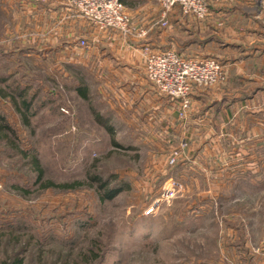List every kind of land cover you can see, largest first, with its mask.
<instances>
[{
	"label": "rangeland",
	"instance_id": "374dc122",
	"mask_svg": "<svg viewBox=\"0 0 264 264\" xmlns=\"http://www.w3.org/2000/svg\"><path fill=\"white\" fill-rule=\"evenodd\" d=\"M125 1L152 28L116 35L143 68L145 48L171 49L216 58L218 80L184 112L155 90L154 105L108 70L103 58L129 54L69 0H0V114L16 131L0 132V264H264V2L159 27L157 0Z\"/></svg>",
	"mask_w": 264,
	"mask_h": 264
},
{
	"label": "built area",
	"instance_id": "2783aa9c",
	"mask_svg": "<svg viewBox=\"0 0 264 264\" xmlns=\"http://www.w3.org/2000/svg\"><path fill=\"white\" fill-rule=\"evenodd\" d=\"M224 1L247 3L252 0H157L160 14L157 25L165 26L175 8L182 16L202 20L209 14L212 5ZM255 2L259 4V0ZM69 3L81 19L123 38L131 35L144 38L149 32L150 28L136 25L122 0H69ZM80 43L84 45L85 41L81 40ZM143 56L146 79L158 93L179 99L181 112L189 106L191 90L214 83L221 70L216 58H184L171 49L145 48Z\"/></svg>",
	"mask_w": 264,
	"mask_h": 264
},
{
	"label": "crops",
	"instance_id": "0c3cea01",
	"mask_svg": "<svg viewBox=\"0 0 264 264\" xmlns=\"http://www.w3.org/2000/svg\"><path fill=\"white\" fill-rule=\"evenodd\" d=\"M177 12H178L179 17L182 16L179 12V9H177V8H175V10H172V12L170 13L169 16H171L172 14L177 13ZM150 30H152V28ZM116 35L117 34H115L113 32L98 34V36H100V38H102L105 41H107L109 39L106 43H108L109 45H111L114 48L118 47V48H121L123 50H126L127 54H129V55L124 56V57L114 56L111 58H103L102 61L104 62V64L106 66H108V70L111 72H114V73L118 72V71H116L117 68H114V67L119 66V68H122V70L124 71L123 73L128 75L131 82L134 83L133 84L134 88H132V90H135V92L137 94L138 93L141 95L147 94L148 97H152V100H153L154 105H155L156 104L155 101L159 100L160 97H158L156 94H154L155 89L153 87H151L152 85L150 86L146 80L145 72H144V68H143V59L141 56H139L140 55V50L138 49L139 47L133 46V43L131 41H127L126 39H123L122 41H117L119 38ZM111 37H112V39H114V41L111 40ZM136 47H138V48L135 49ZM96 59L99 60L100 58H96ZM152 93H153V95H150ZM156 98H159V99H156ZM254 142H256V141H254ZM257 240H264V235H262L261 238H257Z\"/></svg>",
	"mask_w": 264,
	"mask_h": 264
},
{
	"label": "trees",
	"instance_id": "16d2710c",
	"mask_svg": "<svg viewBox=\"0 0 264 264\" xmlns=\"http://www.w3.org/2000/svg\"><path fill=\"white\" fill-rule=\"evenodd\" d=\"M123 3H127L125 0H122ZM126 5V4H125ZM86 89L85 88H81L78 87V91L79 93L83 96L85 95V91ZM0 95H3L5 96V94L0 90ZM11 99H12V105L13 107L15 108V110L19 113L20 115V120L26 124V123H29V120H28V114H27V110L29 109V106H28V102L26 101V99H23L21 100V103H22V107L19 106L17 104V102L15 101L14 97L11 96ZM1 131H8L9 133H11L13 136L15 135V132L14 129L8 124V122L6 121L5 117L3 114H0V132ZM27 153H25L26 155ZM31 159H32V163L34 164L35 166V169H36V172L38 174V178L41 177L42 175V170H41V167L38 163V159L37 157L33 154L31 156ZM92 179H94L96 182H99L100 183V186L102 188H104V196L102 197H105V198H110V197H113L114 195H116V193L118 192V188L116 186H108V183L109 181L108 180H104L102 178H99V176H94ZM48 185V186H47ZM49 185H52L51 182H47L46 184H43V187H49ZM76 184H73V186H75ZM71 184L69 185H61L62 188H66V187H73ZM3 264H5V262H3Z\"/></svg>",
	"mask_w": 264,
	"mask_h": 264
}]
</instances>
